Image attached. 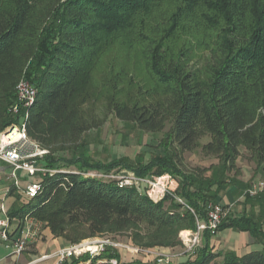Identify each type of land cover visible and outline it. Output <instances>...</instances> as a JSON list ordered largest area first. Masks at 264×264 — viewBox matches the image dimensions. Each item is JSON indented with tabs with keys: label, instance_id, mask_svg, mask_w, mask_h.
Returning <instances> with one entry per match:
<instances>
[{
	"label": "trees",
	"instance_id": "1",
	"mask_svg": "<svg viewBox=\"0 0 264 264\" xmlns=\"http://www.w3.org/2000/svg\"><path fill=\"white\" fill-rule=\"evenodd\" d=\"M120 34L145 45V67L158 85L137 97L120 88L107 106L118 119L144 129H157L168 119V147L176 144L182 152L209 136L204 148L223 162L210 177L186 174L171 152L137 167L127 159L95 162L79 148L64 156V148L91 128L93 120L83 117L82 107L92 72ZM196 60L203 61L201 67L192 66ZM23 78L38 90L27 132L51 151L45 166L73 171L43 176L39 195L10 209L9 216L29 213L55 238L78 242L108 228L144 225L141 245L176 247L181 232L196 230V217L206 219L208 203L220 202L241 148L258 166L264 163V0H0V136L18 122L10 108ZM114 171L141 179L168 174L179 179V188L156 202L135 186L84 175ZM81 226L87 232L73 239ZM231 228L264 238L250 217H227L218 231ZM211 238L205 232L202 251L182 264H264V249L219 261Z\"/></svg>",
	"mask_w": 264,
	"mask_h": 264
},
{
	"label": "rangeland",
	"instance_id": "2",
	"mask_svg": "<svg viewBox=\"0 0 264 264\" xmlns=\"http://www.w3.org/2000/svg\"><path fill=\"white\" fill-rule=\"evenodd\" d=\"M172 3L173 2L170 1L168 2V8H173ZM144 47L145 45L141 42H131L129 38L125 37L122 34L118 35L116 38L114 37L113 45H111L104 51L101 59L92 72L93 81L90 87V95L85 105H83L82 107L83 117L88 122L93 120V126L90 125L91 128H89L82 135L81 139L77 143L69 144L64 148V156L70 157L72 153L76 151L77 148H79L82 151L85 150L86 154L95 162L108 164L117 159H127L132 165L137 167L148 165L154 157L165 156L168 152H171L173 154H176L179 165L186 174L195 177L199 176L198 178L200 179L210 177L214 171L220 168V165L223 162L221 163L220 159L215 154L209 153L204 148V146L211 141V138L209 136L202 137L198 141V145L193 151L182 152L176 144H172L168 147V133L171 127L168 119H166V121L162 123V126L157 129H144L137 124L124 122L118 119L115 116V113L112 112V109L107 106L109 98L116 92V90L120 88H122L125 92L131 90L133 92V96L135 97L141 94L140 92L145 93L148 91L150 93L154 92L157 89L158 84L153 80L152 76L145 67ZM202 64L203 61L196 60L195 64H193L192 66L199 68L202 66ZM119 73L120 75H118ZM26 80L27 79L23 78L21 81ZM15 119L18 121V116L15 117ZM47 150L50 154L51 151L49 149ZM240 152H242L241 155L245 160L249 162L253 160L251 159V157H249L251 156V153L246 149L241 148ZM245 160H242L241 164H243ZM70 170L73 171V169ZM70 170H65V172H70ZM153 172H158V170L155 169L153 170ZM90 174L97 175L98 177H105L106 179L115 180L119 183H124L125 180L131 178L134 175L127 171H114L109 176H104L97 172H92ZM240 174L241 169L236 162L235 168L231 172H229L228 175L230 176V178L233 177L234 179L240 176ZM162 177H164V179H162L161 181L162 186L170 188L173 190V192H176L179 188V179H175L168 174H153L149 177H146L145 179L153 181ZM257 181L258 180H252L249 189H252L254 183H256ZM13 182L14 181L11 179L8 180L6 176L0 175V194L4 189H8V194L10 195H13V193L16 191L19 192V189H17L14 185H11L13 184ZM27 183L28 182L25 181V184H21V188L24 189ZM140 189L147 194L151 191V189L146 185H142ZM213 190H215V188H213ZM247 195L250 198V195ZM22 197H25V195L21 193L16 195L17 205L15 206V209L21 208ZM152 198L154 199V201L158 202L163 200L165 196L161 197L160 190L156 189V191L152 193ZM209 204H220L224 206L223 204L218 202H210L208 203V205ZM170 205V201H167L165 203V207L167 208ZM224 207L229 211L227 216L224 217L225 220L227 217H232L234 213L226 206ZM182 210L183 209H179V212H183ZM34 219L36 220V222H38L39 225H41L42 230L44 228H47L45 227V224L43 222H40L36 218ZM86 230L87 228L85 226L79 227L77 229V233H73L72 238L75 239L74 236L77 237L84 232H87ZM183 232H181L179 236L180 245L176 247L162 248L169 254L173 255V261L171 264H182L189 260H194L205 246L203 236L197 248L194 249L193 252L190 251L187 242L188 238H186L188 233L186 234V231ZM145 233L146 230L144 228V225H137L132 226L126 230H116L115 228H108L100 236L113 242L129 244L139 248H147L141 245V243L143 244ZM218 233L219 231H217L216 234H212V238ZM61 239L63 240L62 242L64 244V247L80 242H75V240L68 241L63 238ZM210 244L209 247L212 250ZM6 245L7 243L4 242L0 237V259L10 254V251L7 250ZM56 248L57 246L55 243H47L42 250L51 251ZM30 249L32 251L34 248ZM29 250H26V252H24L23 254L26 258H28V253H30ZM33 252L34 250L32 251V253ZM34 254L37 255L35 252ZM107 255H113V257L108 258ZM104 258L108 260L117 258L118 260H120V264H127L135 261L157 264L156 261L149 259L143 255L133 257L134 259H132L131 256L125 254V252H119L118 250H113L111 248L107 250Z\"/></svg>",
	"mask_w": 264,
	"mask_h": 264
},
{
	"label": "built area",
	"instance_id": "3",
	"mask_svg": "<svg viewBox=\"0 0 264 264\" xmlns=\"http://www.w3.org/2000/svg\"><path fill=\"white\" fill-rule=\"evenodd\" d=\"M16 96L17 101L11 106L10 114L13 117L18 116V122L5 130L0 136V163L7 166L9 179L14 181L13 185L30 200L36 198L42 191L41 182L43 176H54L65 171L53 170L45 166L44 160L49 155V151L33 140L27 132L30 111L38 96L37 88L30 81H21L16 88ZM1 172L2 167L0 165ZM84 175L98 177L90 173ZM24 179L28 183L22 189L20 185ZM162 179L164 177L152 181L145 178H137L133 175L120 184L122 186H135L139 190H141L142 185H146L151 189L150 193H148L151 199H153L152 193L156 189L160 190L161 197L172 195L174 193L172 189L162 186ZM247 194L250 197L264 196V181L254 183ZM174 198L178 203L194 213L193 209L188 207L182 199L176 196ZM1 213L4 217L0 218V237L7 243L6 248L11 251V256L20 258L34 242L41 238V225L29 213L22 218H11L3 208ZM228 213L229 211L220 204H209L206 206V219L200 220L196 217V230L185 232L189 235V237L186 236L189 250L193 252L197 248L205 232L216 234ZM12 226L13 231L11 229ZM109 248L125 252L131 258L143 255L156 261L157 264H171L173 261V255L162 248H139L129 244L113 242L101 236H95L70 246L62 247L27 264H40L50 260L53 261V264H67L72 260H77V264H120V260L117 258L109 260L104 258Z\"/></svg>",
	"mask_w": 264,
	"mask_h": 264
},
{
	"label": "crops",
	"instance_id": "4",
	"mask_svg": "<svg viewBox=\"0 0 264 264\" xmlns=\"http://www.w3.org/2000/svg\"><path fill=\"white\" fill-rule=\"evenodd\" d=\"M242 160L245 159L242 155H240L237 160V165L241 169L240 176L234 179L231 177L232 181L228 185L226 192L219 197V203L226 206L229 210H232L234 213L232 217H250L257 222L260 225V228L264 231V196L247 198V192L250 190L251 181H264V163L258 166L254 160H251L250 162L245 160L244 163L241 164ZM0 165L2 167L0 175H4L8 180H10L7 166L1 163ZM23 184H25V179L22 181V185ZM20 193L23 194L21 190L19 192H14L13 195L8 194V189H4L2 191L0 194V218L4 217L1 213L2 208L7 211L8 215L10 209L15 208L17 205L16 195ZM27 202L28 199L26 197L21 198V204H26ZM11 229L13 231V226ZM62 241L63 240L61 238H55L49 228H44L41 230V238L29 247V249L34 248L33 250L37 255H35L34 252L32 253L33 250L31 251V249H28L30 252L28 253V258L24 255L17 258L15 256H11V251L7 249L10 251V254L1 258L0 264H27L45 254L53 253L64 247ZM47 243H55L57 248L51 251H43L42 249ZM210 246L212 247V252L219 255V261H223L226 254L233 253L238 258H242L252 252L263 251L264 238L261 234L254 237L250 232L239 231L231 228L221 231L214 236L211 240ZM40 264H53V261L50 260Z\"/></svg>",
	"mask_w": 264,
	"mask_h": 264
},
{
	"label": "bare ground",
	"instance_id": "5",
	"mask_svg": "<svg viewBox=\"0 0 264 264\" xmlns=\"http://www.w3.org/2000/svg\"><path fill=\"white\" fill-rule=\"evenodd\" d=\"M184 233V232H183ZM187 234V233H186ZM187 236H188V234H187Z\"/></svg>",
	"mask_w": 264,
	"mask_h": 264
},
{
	"label": "water",
	"instance_id": "6",
	"mask_svg": "<svg viewBox=\"0 0 264 264\" xmlns=\"http://www.w3.org/2000/svg\"><path fill=\"white\" fill-rule=\"evenodd\" d=\"M7 133V132H6Z\"/></svg>",
	"mask_w": 264,
	"mask_h": 264
}]
</instances>
